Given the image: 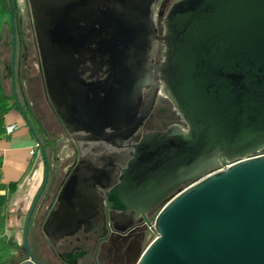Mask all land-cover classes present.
<instances>
[{
  "label": "water",
  "instance_id": "water-1",
  "mask_svg": "<svg viewBox=\"0 0 264 264\" xmlns=\"http://www.w3.org/2000/svg\"><path fill=\"white\" fill-rule=\"evenodd\" d=\"M29 2L39 71L60 123L70 134L81 128L89 135L86 142H107L108 129L120 132V141L129 138L139 124L135 109L148 79L147 63L125 58L124 48L111 40L106 12L97 53L109 58L99 62L109 76L103 85L85 86L72 58L80 48L71 41L70 25L78 21L74 7L69 0ZM11 21L14 36L12 10ZM164 30L163 61L155 69L188 130L144 136L113 188L102 184L112 179V161L79 157L42 234L55 245L87 224L100 187L107 189L111 210L159 211L155 229L150 227L155 238L133 264H264V0H179L169 9ZM12 49L14 85V40ZM18 108L45 162L26 219L28 258L19 264H40L29 251L27 232L38 202L36 215L49 195L39 201L49 163L46 147ZM221 162L229 166L219 170Z\"/></svg>",
  "mask_w": 264,
  "mask_h": 264
},
{
  "label": "flooded vegetation",
  "instance_id": "flooded-vegetation-1",
  "mask_svg": "<svg viewBox=\"0 0 264 264\" xmlns=\"http://www.w3.org/2000/svg\"><path fill=\"white\" fill-rule=\"evenodd\" d=\"M5 1L10 15V31L5 30L3 38L7 39V42L15 41L14 74L19 66V60L24 63L26 69L34 67L40 72L38 37L35 32L30 2L29 0H10V7L9 1ZM178 1L69 0L70 7H74V16L78 19L70 25L73 29L71 34L74 36L71 41L80 46L72 58L77 63V71L84 85H103L109 76L108 67L105 64H99L100 61L106 62L109 58H103L97 53L100 40L99 31L104 25L101 20L106 12L107 24L113 28L111 40L114 44L117 43L124 48L126 59L147 63L146 78L148 79L142 83L140 103L135 109L139 124L126 140L120 141L119 138L122 137L120 132L108 129L106 130L109 138L107 142H86L83 139L89 135L80 131L81 128L77 127L78 131L70 134L61 124L63 134L60 138L63 140V156L61 158L55 156L53 162L48 164L49 178L39 201L47 193L49 195L36 215L40 203L38 202L28 224L27 243L39 252L42 250L47 257V263L38 261L40 264H133L137 255L151 243L154 235L148 230L147 225L156 219L159 211L137 215L132 211L111 210L106 205L107 189L100 187H98L99 201L93 216L72 236L64 237L55 245H51L42 234L41 228L49 212L56 209V195L79 157L92 156L96 160L104 159L102 160L104 163L106 160L112 161L114 164L111 171L113 180H104L102 184L113 188L126 168L134 152V146L144 136L151 133H164L174 127L184 132L188 130L187 124L165 94L163 83L159 80L155 69L158 62L163 61L164 19L172 5ZM11 10L14 36L11 28ZM83 45L86 47L83 48ZM52 150L56 155L55 146ZM59 175H62V178L58 187L54 189L52 182ZM31 227L39 231V234H32ZM27 258V251L24 248V255H20L14 264H19Z\"/></svg>",
  "mask_w": 264,
  "mask_h": 264
},
{
  "label": "crops",
  "instance_id": "crops-1",
  "mask_svg": "<svg viewBox=\"0 0 264 264\" xmlns=\"http://www.w3.org/2000/svg\"><path fill=\"white\" fill-rule=\"evenodd\" d=\"M6 4L5 0H0V14L4 16L0 24V98L4 99L0 106V121L4 127L0 133V234L6 241V260L2 264H14L20 255H24L26 219L42 186L45 162L37 147L38 143L18 108L26 110V118L31 124L29 115L32 103L24 84L26 79L23 83L20 80L22 76L17 73L15 77L14 74L16 99L13 89L6 83L7 79L11 82L12 78L11 58L7 55V48L3 49V33L7 27L10 28ZM9 127H14L10 134L6 133V128ZM34 132L47 149L48 163L53 162L55 156H63L61 138L51 139L43 131ZM50 146H55L56 155ZM33 150L34 154L31 155ZM30 232L35 233V229L31 227Z\"/></svg>",
  "mask_w": 264,
  "mask_h": 264
},
{
  "label": "rangeland",
  "instance_id": "rangeland-1",
  "mask_svg": "<svg viewBox=\"0 0 264 264\" xmlns=\"http://www.w3.org/2000/svg\"><path fill=\"white\" fill-rule=\"evenodd\" d=\"M5 7L6 9H8L7 4L5 5ZM0 16H2L0 17V24H1L4 16L1 14ZM6 31L7 32L10 31V28L7 27ZM6 43H7V39L4 40L3 49L7 48V55L11 58V66H10V74H11L13 49L8 48V45ZM18 63L22 76L20 80L21 82L24 83V79H26V82L24 84L32 103L29 120L31 121L34 131L36 132L43 131L51 139L56 137L60 138L63 134V127L46 98L44 82L41 73L38 72L37 69H35L34 67L31 69H26V66L20 60ZM6 83L8 87L10 86V88L12 89L13 87L15 88V84L13 85L12 78H11V82L10 79H7ZM34 118H36L37 120H35ZM61 178L62 175H59L57 179L52 182L54 189L58 187ZM35 233L38 235L39 231L35 230ZM28 247L30 253L34 256V258L37 261L41 263H47V257L44 255L42 250H40L39 252L37 249L31 247L30 243L28 244ZM5 249H6V241L5 238L2 237L0 234V264H2V262L6 260Z\"/></svg>",
  "mask_w": 264,
  "mask_h": 264
},
{
  "label": "built area",
  "instance_id": "built-area-1",
  "mask_svg": "<svg viewBox=\"0 0 264 264\" xmlns=\"http://www.w3.org/2000/svg\"><path fill=\"white\" fill-rule=\"evenodd\" d=\"M13 130H14V127L6 128V133L10 134V133L13 132ZM37 147H38V146H37ZM30 154L33 155V154H34V150L31 151ZM220 165H221V166H220V169H219V170H222V169H224V168H226V167L229 166V164H227V163H225V162H221ZM149 225H150V226H149ZM149 225H147L148 230H149L151 233H153V235H154L153 238H155V231L153 232V231L151 230V228H152L153 230L155 229V220L152 221ZM150 227H151V228H150Z\"/></svg>",
  "mask_w": 264,
  "mask_h": 264
},
{
  "label": "trees",
  "instance_id": "trees-1",
  "mask_svg": "<svg viewBox=\"0 0 264 264\" xmlns=\"http://www.w3.org/2000/svg\"><path fill=\"white\" fill-rule=\"evenodd\" d=\"M4 34H5V31H4ZM7 44H8V46H9L10 48H12V42H11V41H8ZM10 64H11V63H10ZM17 73L21 75V71H20V69H19V66H18V67L16 68V70H15V77H16V74H17ZM15 84H16V80H15ZM3 101H4V99L0 98V106H1V104L3 103ZM21 110H22L23 114H24L25 116H27L26 110H25L24 108H21ZM3 130H4L3 123H2V121H0V133L3 132Z\"/></svg>",
  "mask_w": 264,
  "mask_h": 264
}]
</instances>
